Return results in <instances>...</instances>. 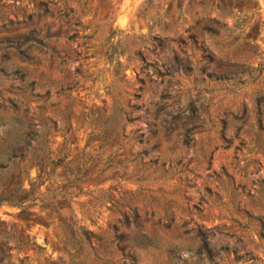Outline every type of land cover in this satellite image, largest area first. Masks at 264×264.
Segmentation results:
<instances>
[{"label": "rangeland", "instance_id": "1", "mask_svg": "<svg viewBox=\"0 0 264 264\" xmlns=\"http://www.w3.org/2000/svg\"><path fill=\"white\" fill-rule=\"evenodd\" d=\"M0 264H264V0H0Z\"/></svg>", "mask_w": 264, "mask_h": 264}, {"label": "trees", "instance_id": "2", "mask_svg": "<svg viewBox=\"0 0 264 264\" xmlns=\"http://www.w3.org/2000/svg\"><path fill=\"white\" fill-rule=\"evenodd\" d=\"M204 52V50L202 51ZM209 60H211V56H208ZM90 233L84 232L83 236H88ZM197 238L199 239V249L203 253H209V246L207 239L205 238L203 233H197Z\"/></svg>", "mask_w": 264, "mask_h": 264}]
</instances>
